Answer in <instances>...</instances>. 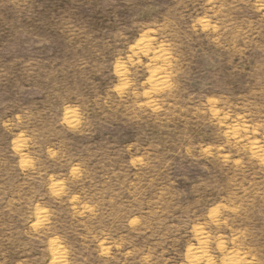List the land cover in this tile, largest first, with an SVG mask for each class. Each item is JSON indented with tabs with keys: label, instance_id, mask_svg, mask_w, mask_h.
I'll list each match as a JSON object with an SVG mask.
<instances>
[{
	"label": "rangeland",
	"instance_id": "obj_1",
	"mask_svg": "<svg viewBox=\"0 0 264 264\" xmlns=\"http://www.w3.org/2000/svg\"><path fill=\"white\" fill-rule=\"evenodd\" d=\"M0 221L14 264H264V0H0Z\"/></svg>",
	"mask_w": 264,
	"mask_h": 264
},
{
	"label": "trees",
	"instance_id": "obj_2",
	"mask_svg": "<svg viewBox=\"0 0 264 264\" xmlns=\"http://www.w3.org/2000/svg\"><path fill=\"white\" fill-rule=\"evenodd\" d=\"M113 133H114V131H113ZM130 135H128V133H126L120 129L118 131L117 135H112L111 132L106 134V136H110L109 139H106V142H111L112 139H116V141H115L116 145L121 147V146L127 145L128 143H130L132 141L133 135L132 134H130ZM98 141H99V137L96 134L95 136H93L92 142L97 143ZM180 165H181V168H179V171L178 170L176 171L175 176H177V177L185 176L188 178L189 181H192L195 177V174H196L195 167L188 165L185 161L183 163H180ZM177 184H180V186H182L183 188H186V191H187V185H188L187 182H185L183 180H179V181H177ZM0 222H1L2 226H5V225H3L2 221H0ZM13 230L14 231L19 230V227L15 226ZM4 238L5 237H2L0 235V240L4 239ZM20 241H24V239H22ZM20 241H16L17 243H12V245L10 243H7V241H5V240L0 241V247L5 248L8 251L6 254L3 255L4 260L6 261L7 264H14L17 261L24 258L21 255V254H23L22 251H19L21 248V245L19 244Z\"/></svg>",
	"mask_w": 264,
	"mask_h": 264
}]
</instances>
